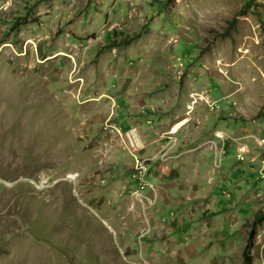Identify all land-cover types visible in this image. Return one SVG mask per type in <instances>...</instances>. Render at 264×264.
Instances as JSON below:
<instances>
[{
  "label": "rangeland",
  "instance_id": "374dc122",
  "mask_svg": "<svg viewBox=\"0 0 264 264\" xmlns=\"http://www.w3.org/2000/svg\"><path fill=\"white\" fill-rule=\"evenodd\" d=\"M0 113V144L14 141L0 149V264L264 257L255 142L242 176L234 151L222 158L226 187L214 196L225 198L228 179L240 195L211 240L195 205L216 165L189 172L190 159L212 157L204 142L217 130L264 138V0H0ZM34 120L46 124L36 135L24 129ZM130 131L138 150L122 137ZM37 143L50 160L36 155ZM162 145L185 162L150 160ZM67 193L71 203L58 204Z\"/></svg>",
  "mask_w": 264,
  "mask_h": 264
},
{
  "label": "bare ground",
  "instance_id": "6f19581e",
  "mask_svg": "<svg viewBox=\"0 0 264 264\" xmlns=\"http://www.w3.org/2000/svg\"><path fill=\"white\" fill-rule=\"evenodd\" d=\"M242 17V16H241ZM17 99V94L14 92V99L13 100H16ZM20 101H24V99H19ZM24 104V103H23ZM115 106V104H114ZM0 120H3L5 117H4V114L3 113H0ZM147 114V110H144L143 112V115H146ZM31 112L29 109H27L25 107V105H23V110L21 112V116L23 118H32L31 117ZM47 121V119H46ZM146 123L147 124H152L153 123V117L149 114L147 116V119H146ZM185 124V121L183 122H179L177 124V126L175 127L174 131L172 130L171 133H173L174 135L177 134L176 131L180 130L183 125ZM46 124L45 122L43 121H36L34 120L33 121V125H32V128H27V127H24V129L26 131H31L34 135H36L40 130H44ZM122 137L125 138L126 142H129L131 148L135 151V150H138L142 147V143L140 142L137 134L135 131H130L129 133H124L122 135ZM24 141V140H23ZM251 142V141H254L256 146H257V152H258V155H257V159H259V166H258V171H257V174H258V177L262 180H264V170L263 172L261 171L262 170V162L264 161V153L262 152L261 150V145H262V142H264V138L262 137H254L252 139L248 138L247 136L242 138V139H234L233 137H231L230 135H228L225 131L223 130H217L213 133V137L212 138H208L205 142H204V147L206 148V145H210L209 146V150L211 151V154H209L210 156L212 155L213 157V163L216 165V167L214 168V171H218L220 170L221 168V164H222V158L223 157H228V154H229V151H234V155L231 157H229L230 160H233L234 162L236 163H239V164H243L245 162L248 161V155H249V150H248V145L247 143L248 142ZM14 141H11V142H6V143H1L0 144V149H4L5 145L9 144V143H13ZM33 149L35 150L36 152V155L45 159L46 161L50 160L51 156L50 154L49 155H43L44 152H47L45 149H42L39 144H35L34 146H32ZM233 147V149L231 150L230 148ZM240 147H243L245 150H246V153L243 155L242 157V160H239L237 159V155H238V149ZM176 149V148H175ZM174 150H170V151H166L164 149V146L162 145L160 147V152L159 153H151V158H149L150 160H153V161H157V162H160V163H165L166 160L167 161H173V163H180L179 160L181 158V155H177V152H174L172 153ZM172 153V154H171ZM207 154V151L206 153ZM166 159V160H164ZM137 168L139 170V168H145L146 171L144 173L143 176H140L139 173H138V177L140 178V181H141V186L143 189H150L148 186V182L146 181V176L147 174L149 173V170H150V166H151V163L150 161L148 160H142V161H137ZM196 168V166H192L191 169H189V172H191V176L193 175L192 173V169ZM214 176V174H213ZM192 178V177H191ZM74 178H71V180H73ZM163 180V179H162ZM228 181H230L228 179ZM149 192L151 190H148ZM222 195H225V197H229L228 194L223 191ZM68 193L64 196V198H60L59 196V202L58 204H61V205H64L65 203V200H67V204L68 203H71V200L72 199H69L68 197ZM78 220L80 221V219L78 218ZM66 220L64 219L63 222H65ZM259 224V223H257ZM256 224V225H257ZM142 226H139V228H141ZM68 228V227H66ZM251 256V255H250ZM243 258V256H242ZM252 258V257H251ZM253 264V263H252Z\"/></svg>",
  "mask_w": 264,
  "mask_h": 264
},
{
  "label": "crops",
  "instance_id": "0c3cea01",
  "mask_svg": "<svg viewBox=\"0 0 264 264\" xmlns=\"http://www.w3.org/2000/svg\"><path fill=\"white\" fill-rule=\"evenodd\" d=\"M201 155H199L200 157ZM208 156H210L208 154ZM196 160V162H194ZM205 161V162H204ZM209 162L208 164V169L205 171V173L211 168L210 165H213V160L212 157H207V154H203L202 158L197 160L196 158L194 159H190L189 160V165L192 166H196L198 168L203 169L205 167V163ZM179 162H185L184 158H180ZM194 163V164H193ZM230 163H236L233 160L230 161ZM193 164V165H192ZM239 164V163H238ZM210 167V168H209ZM244 166L243 164H240V168L238 169L239 174L242 176L244 175V170H243ZM203 174L205 178H209V175ZM213 174H215L213 176V183L211 185H208L207 180H202L203 184L206 185V188L202 189L201 192H198V194L200 195L199 197H203V200H200L199 202L196 203L195 205V209L198 211L199 214H207V218H206V233L204 234L205 238L208 240H211V235L213 234L212 232L215 231L217 223L219 225V222H227L228 219L230 218L229 213L231 214L232 210L228 209V207H230L228 201L234 200V198H237L240 194L238 191H235L236 185L231 183L230 181H228L229 183L227 184L229 187V193L230 194V198L229 197H225V198H217L214 196V192H216L217 187H226L225 185V181L226 179L224 178V176L222 175L221 171H215L213 172ZM258 175V174H257ZM204 195V196H203ZM208 195V196H207ZM198 197V198H199ZM239 200H234L233 205H237ZM232 205V206H233ZM205 206V207H204ZM202 207V208H201ZM201 209V210H200ZM223 215V216H221ZM223 217V218H222ZM208 223H216V225H214L212 228H208ZM225 225V224H224ZM259 225V224H257ZM256 225V226H257ZM194 229V226L192 227ZM199 229H201L200 224H196L195 227V233H194V237H196V231H199ZM223 228H221L222 230ZM228 244H232L229 240L225 243L226 247H229ZM253 255V254H252ZM251 255V257H252ZM243 261V260H242ZM252 263H253V258H252ZM254 264H264V257L261 259V262L258 261V259H255Z\"/></svg>",
  "mask_w": 264,
  "mask_h": 264
},
{
  "label": "built area",
  "instance_id": "2783aa9c",
  "mask_svg": "<svg viewBox=\"0 0 264 264\" xmlns=\"http://www.w3.org/2000/svg\"><path fill=\"white\" fill-rule=\"evenodd\" d=\"M261 150L264 153V142H262ZM245 153H246V150L243 147H240L238 149L237 159L242 160V157ZM263 170H264V161L262 162V170L261 171L263 172ZM145 171H146V169L141 167V168H139L138 173L140 176H143Z\"/></svg>",
  "mask_w": 264,
  "mask_h": 264
},
{
  "label": "trees",
  "instance_id": "16d2710c",
  "mask_svg": "<svg viewBox=\"0 0 264 264\" xmlns=\"http://www.w3.org/2000/svg\"><path fill=\"white\" fill-rule=\"evenodd\" d=\"M241 16H244L245 14H244V10H242L241 12ZM238 17H240V16H238ZM228 34H223L221 37H226ZM259 218H257L255 221H254V224L255 223H257V222H259ZM251 235H252V232H251ZM243 264H252V258H251V256L249 255V251H245L244 253H243Z\"/></svg>",
  "mask_w": 264,
  "mask_h": 264
}]
</instances>
